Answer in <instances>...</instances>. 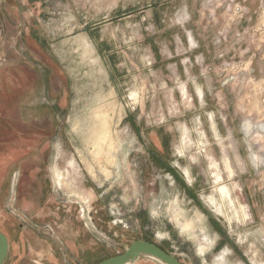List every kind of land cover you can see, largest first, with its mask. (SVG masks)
Wrapping results in <instances>:
<instances>
[{
  "label": "rangeland",
  "instance_id": "374dc122",
  "mask_svg": "<svg viewBox=\"0 0 264 264\" xmlns=\"http://www.w3.org/2000/svg\"><path fill=\"white\" fill-rule=\"evenodd\" d=\"M0 231L2 264H264V0H0Z\"/></svg>",
  "mask_w": 264,
  "mask_h": 264
},
{
  "label": "bare ground",
  "instance_id": "6f19581e",
  "mask_svg": "<svg viewBox=\"0 0 264 264\" xmlns=\"http://www.w3.org/2000/svg\"><path fill=\"white\" fill-rule=\"evenodd\" d=\"M76 38V37H75ZM82 38V37H81ZM85 39V38H84ZM83 40V39H82ZM86 41V40H85ZM79 46V45H78ZM89 46V45H88ZM88 49V48H87ZM96 60V59H95ZM136 96V95H135ZM188 97V96H187ZM109 98V97H108ZM190 98V97H189ZM109 102V101H108ZM110 104V103H109ZM108 105V104H107ZM105 105V103H102L101 101L97 102L96 104V107H94V109L91 111V114H89V120H88V131H89V137L90 139L92 138V145L93 147L95 148V157L96 156H101V155H104L105 158H104V161L107 160V162L109 161H114L112 160V156H111V151L113 152V150L115 149V147H118L117 144H116V140L114 139L113 137V130H112V121L109 117V107ZM111 106V105H110ZM84 121V119H83ZM75 123V122H73ZM80 123V122H79ZM76 125V124H75ZM80 126V125H79ZM186 136V135H185ZM185 138V137H184ZM186 140H187V137L185 138L184 140V145H186ZM183 151V150H182ZM115 153V152H113ZM112 153V154H113ZM106 159V160H105ZM98 161V160H97ZM96 161V162H97ZM99 163V162H98ZM105 165V164H104ZM226 165H227V168H228V174L229 176H233V170L231 169V167L229 166V161L228 159L226 158ZM106 166V165H105ZM103 168V167H102ZM105 173V172H104ZM183 173L184 175L187 177V178H190V175H189V171L188 169L184 168L183 169ZM108 174V173H107ZM55 175H56V178L58 180V183L61 184L62 182V176L61 174L56 171L55 172ZM214 182H215V186H214V190H215V193L218 195V197L223 201V202H227L228 204L234 206V203L235 201L232 199V196H231V188H234L236 185L235 183L233 182L230 185L226 184V183H223L221 181V177H220V173H216L215 175V179H214ZM207 200L208 202L213 205L216 209V211H218L219 213L222 214V205L220 206L217 201H216V198L212 195H209L207 196ZM177 201V200H176ZM237 202V201H236ZM238 208L235 210V213L236 214H241L240 217L242 216L243 219H247L249 218V214L246 213V210L244 209V205L238 203ZM174 205V204H173ZM176 206V205H175ZM175 206H172L175 208ZM160 207V206H159ZM230 207V206H229ZM177 208V207H176ZM231 209V208H230ZM247 209V208H246ZM177 210V209H176ZM183 211V210H182ZM197 211V209H196ZM232 211V210H231ZM181 212V211H180ZM200 212V211H198ZM201 214V213H200ZM156 215V214H155ZM175 215V214H174ZM180 215V213H179ZM182 215V214H181ZM203 215V213H202ZM201 216V215H200ZM176 217V216H175ZM239 217V216H238ZM198 218V216H197ZM202 218V217H201ZM194 219H195V216H194ZM241 219V218H240ZM202 220V219H201ZM185 221V220H184ZM245 221V220H244ZM186 222V221H185ZM203 222V221H202ZM243 222V221H242ZM200 224H202L201 222H199ZM184 225V224H182ZM190 224L189 223H186L184 226H181V228L183 227H190L189 226ZM188 230V229H187ZM185 234V233H184ZM190 234V233H189ZM206 240V238H205ZM207 247V246H206ZM199 248V247H198ZM204 248L203 246L200 247V251H202ZM206 250V249H205ZM140 255H145V256H149V255H146V254H140ZM153 259H155L156 261H158L159 263L161 264H164L163 262H161L160 260L152 257V256H149ZM257 260V259H256ZM258 263V262H257Z\"/></svg>",
  "mask_w": 264,
  "mask_h": 264
},
{
  "label": "water",
  "instance_id": "95a60500",
  "mask_svg": "<svg viewBox=\"0 0 264 264\" xmlns=\"http://www.w3.org/2000/svg\"><path fill=\"white\" fill-rule=\"evenodd\" d=\"M7 248L8 243L6 236L0 231V264L4 261ZM140 254L152 256L164 264H180L177 258L167 253L157 245L144 240L131 242L121 254L106 258L97 264H128L136 257L140 256Z\"/></svg>",
  "mask_w": 264,
  "mask_h": 264
},
{
  "label": "crops",
  "instance_id": "0c3cea01",
  "mask_svg": "<svg viewBox=\"0 0 264 264\" xmlns=\"http://www.w3.org/2000/svg\"><path fill=\"white\" fill-rule=\"evenodd\" d=\"M224 157H226V156L224 155Z\"/></svg>",
  "mask_w": 264,
  "mask_h": 264
}]
</instances>
